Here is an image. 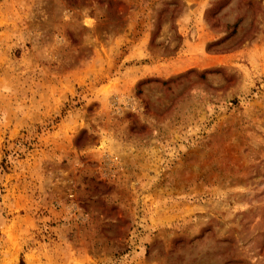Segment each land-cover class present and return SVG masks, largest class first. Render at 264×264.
Segmentation results:
<instances>
[{
  "label": "rangeland",
  "instance_id": "obj_1",
  "mask_svg": "<svg viewBox=\"0 0 264 264\" xmlns=\"http://www.w3.org/2000/svg\"><path fill=\"white\" fill-rule=\"evenodd\" d=\"M0 264H264V0H0Z\"/></svg>",
  "mask_w": 264,
  "mask_h": 264
},
{
  "label": "trees",
  "instance_id": "obj_2",
  "mask_svg": "<svg viewBox=\"0 0 264 264\" xmlns=\"http://www.w3.org/2000/svg\"><path fill=\"white\" fill-rule=\"evenodd\" d=\"M237 27V24L235 25V28ZM234 33H235V31H234Z\"/></svg>",
  "mask_w": 264,
  "mask_h": 264
}]
</instances>
